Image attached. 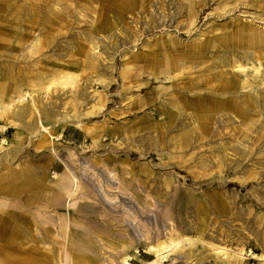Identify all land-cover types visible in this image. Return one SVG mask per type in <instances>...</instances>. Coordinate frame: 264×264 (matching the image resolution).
Returning <instances> with one entry per match:
<instances>
[{
  "label": "rangeland",
  "instance_id": "374dc122",
  "mask_svg": "<svg viewBox=\"0 0 264 264\" xmlns=\"http://www.w3.org/2000/svg\"><path fill=\"white\" fill-rule=\"evenodd\" d=\"M123 1L129 3V10L123 9L120 0H0V15L4 14L0 36H7L5 29L14 30L17 15L21 26L35 27L25 34L38 33L45 39L41 57L39 53L31 57L41 58L42 70L30 69V79L38 80L34 89L43 80V86L48 80L52 84L33 91L23 104L35 100L38 107L49 110L46 119L53 136L51 146L38 145L44 131L39 128V114H33L39 134L27 135L11 160L16 169L30 165L32 176L13 184L14 189L21 185L17 190L0 182V220L11 216L6 224L9 230L0 232V264H127L125 258L129 264H217L214 245L231 252V264H264V140L252 145L255 131H230L239 123L233 118L230 123H213L211 129L219 128L220 133H205L197 146L169 154L167 148L142 146L139 135L144 131L134 127L141 117L155 127L163 117L152 111L158 103L153 100L143 108L127 110L135 101L157 95L165 76H174L177 84L206 67L196 66L190 74L194 51L186 48L192 47L197 33L228 31L230 19L240 11L262 15V0H241L240 7L225 14L212 10L225 0H183L194 11L180 14L177 0ZM195 2L206 5L202 12ZM117 10L122 19L113 18ZM42 16L49 17V26L40 22ZM165 39L178 42L174 45L179 49L174 51L184 59V65L170 73L157 71L160 61L168 59L159 53L168 45ZM148 40L155 43V53L146 58L151 62L134 61L131 54L146 50ZM29 47L25 42L23 49ZM95 65L101 68L100 75L94 72ZM123 72L130 76L127 88L122 86ZM77 87L85 95L74 108L69 102ZM98 94H106L107 101L96 107ZM41 116L44 120L45 112ZM128 124L133 126L129 131L124 129ZM15 132L10 128L0 133V155L11 147ZM89 132L96 135V142ZM3 136L7 141L2 142ZM223 142L228 155L220 163L216 146ZM233 144H239L237 152ZM38 150L44 151L41 156L33 154ZM43 171L47 178L40 181L37 174ZM177 199L183 208L174 206ZM35 220L43 229L39 242L31 238ZM71 236L79 237L81 247ZM185 238L195 242L187 256L179 248ZM159 241L169 245L160 251L167 254L162 262L151 247Z\"/></svg>",
  "mask_w": 264,
  "mask_h": 264
},
{
  "label": "bare ground",
  "instance_id": "6f19581e",
  "mask_svg": "<svg viewBox=\"0 0 264 264\" xmlns=\"http://www.w3.org/2000/svg\"><path fill=\"white\" fill-rule=\"evenodd\" d=\"M239 1L241 0H225L224 3L218 4L212 10L217 9V11H224V14L233 12V10L240 7ZM233 2H235V4L227 6ZM120 3L123 9H130L129 3H125L123 0H120ZM195 3V7L202 12L206 5L202 4L203 2ZM255 3H257V0H255ZM262 4L263 7L264 0H262ZM12 7L15 9V4ZM176 8L177 14L186 11L192 13L194 11L193 7L187 9L183 0H177ZM18 13L19 11L17 10V14ZM3 15L4 14L0 15V22L2 21L1 17ZM218 15L221 16V13H218ZM119 17L122 19L123 14L117 10L113 13V18L117 20ZM39 20L45 23L46 26L50 24L49 17L47 16H42ZM19 21L20 18L16 15L15 21H13L14 30L5 29L7 36H0V40L4 41V43L0 42V122L3 123V125L0 126V133L6 134L10 128L16 129L13 143L10 144L11 147L7 150V153L0 155V182H5L7 185L9 184L10 187H8L11 188V190H17V188L21 187V185L18 184L17 188L14 189L12 186L13 184L25 183L32 176L29 169L30 165L24 166L25 169H16L12 167L11 160L18 155L19 151L24 146L27 135L34 132L39 134L38 129L32 123L33 114H39L37 118L39 128L44 131V133L41 134L42 138L39 140L38 145L44 147L53 144L52 130L46 119L50 116L49 110L38 107L35 100H32L31 105L27 102L23 104V101L26 100L27 97H33V91L40 92V90H42L41 88L46 90L49 85L52 84V82L48 80V83L43 86V80L39 88L34 89V85L36 82L38 84V80L31 81L30 79L33 74V72L29 71L30 69H39L40 72L42 70L40 57L43 53L39 52L45 45V39L38 36V33L31 36L25 34V30L30 31L35 29V27L26 25L21 26ZM230 21V25L227 27L228 31L221 30L219 32V29L222 28H217L218 31L212 35L199 32L195 37V41L193 40L192 42L193 48H186L188 51H194V54H192L194 63L190 74L193 73V69L196 66L206 67L202 70H195V75H191V77L186 80L182 78L180 80L181 83L177 82V84L173 81L174 76H165L166 80L164 84L157 86L159 89L157 95L146 98L144 101L137 100L129 106L127 109L129 111L140 109L149 105L154 100L158 103V106H155L152 111L160 115L163 114L161 120L156 122L155 127L151 124H147L142 117L135 120L134 124L136 125H134V127L137 126V130L144 131L139 135L142 146H157V149L167 148L169 154L172 150H179L188 146L190 148L195 147L205 140V133H213L215 130L220 133L219 128L211 129L213 123H219V121L230 123V121H233V118L239 119V123L237 126L232 127L230 131H235V129L243 133H246V131H255L256 138L252 140V145L255 144L259 146L261 140H264V11L263 14L258 17L247 11H243V13L240 11L239 14L235 18H231ZM103 27L99 29L101 30ZM111 28L112 27L109 26L106 30ZM165 40L168 45L159 53L168 59L165 61L162 59L160 61V67L157 71L170 73L174 68L180 69L184 65V59L179 53L174 51L175 49H179L174 45L178 44V42H174L171 39ZM25 42H28L30 45L27 50L23 49ZM144 45L147 47L146 50L140 48L131 54V58L134 61L140 58L146 60V58L155 53V50L152 49L155 43H150L148 40ZM141 53L147 55H142ZM36 54L40 55V57L37 55L36 59L31 58L32 55ZM209 60H211V63L206 65V63L210 62ZM89 61L92 63L91 57H89ZM150 62L151 61L146 60L145 64L148 65ZM98 66L99 65H95L94 72L100 75L101 72L99 69L101 68ZM125 73L126 75H124ZM134 74V76H136L138 72ZM128 77L130 76H128L127 72L122 73V86H124V88H127L125 81ZM102 81L103 80H101V82ZM68 82L75 84L76 80H69ZM107 85L110 86V82H107ZM167 88L174 89L168 92L166 90ZM6 90H8V94H6ZM84 95L85 92L81 89L79 90L77 87L75 91L71 92L69 103L75 108L78 103V98ZM105 95L106 94H98L99 98L94 104L96 107L106 104L107 99ZM82 101H86V97L82 98ZM44 112L45 118L43 120L41 115L42 113L44 114ZM111 113L115 115L113 110ZM151 116H153V113ZM77 126L83 132L87 131V128L82 124H77ZM131 128H133L131 124L124 126V129L128 131L131 130ZM148 128L150 130H148ZM174 131H177V133L174 134ZM86 134L90 135L93 141L96 142V135H94L93 132ZM5 141H7V138L3 136L2 142ZM240 144H243V142ZM238 145H232L233 150L236 152L238 151ZM227 147L225 142L217 144L216 150L221 153L217 155L218 162L224 163L227 158L226 155L228 154L223 151H226ZM209 149L211 150L212 148ZM26 152L28 153L29 150L26 149ZM43 152V150H38V153L35 152L33 154L41 156ZM175 158L174 156L171 157L173 161ZM180 158L183 159V157ZM37 175L40 176V181H44L45 178H47L46 171ZM55 175H53V177H57ZM68 175L69 174L65 172V177ZM168 186V183H166V187ZM72 191L71 189L70 193ZM161 196L164 198L166 197L163 193ZM168 205V207L171 208L172 202H168ZM183 205L180 199H177L174 203L175 207L182 206L183 208ZM22 215L23 214H18V216L23 218L18 217V219L26 220ZM10 219L11 216L4 217L0 220V232L6 228L9 230V226L6 224H8ZM34 222V224H36V229L34 231L35 235L32 234L31 238H34L33 240L35 242H39L44 238L43 229H40V225L38 226L36 220ZM70 239L81 247L78 236H71ZM170 243L174 244V241ZM194 243V240L185 238L184 241L180 243L179 248L184 249L185 256H187L192 253V249L189 247L194 245ZM167 246L169 245H166L164 241H159L156 245L151 246L157 254L156 260L158 262H162L167 257V254L163 255V253L160 252ZM213 249L218 256L217 264H231L230 258H232V254L228 249L217 245H214ZM125 262L129 264L126 258Z\"/></svg>",
  "mask_w": 264,
  "mask_h": 264
}]
</instances>
